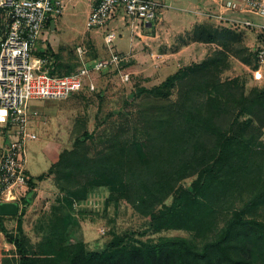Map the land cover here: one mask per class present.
<instances>
[{"label": "trees", "instance_id": "trees-1", "mask_svg": "<svg viewBox=\"0 0 264 264\" xmlns=\"http://www.w3.org/2000/svg\"><path fill=\"white\" fill-rule=\"evenodd\" d=\"M197 36L214 41L203 30ZM47 51L52 57L51 68L47 65L51 74H69L78 68L49 49L38 54ZM222 60L221 54H213L158 85L138 87L134 95L140 98L141 137L109 133L104 145L91 151L88 141L94 133L78 130L71 146L48 169L55 185L65 192L70 210L80 208H74L75 203L88 202L95 188L107 187L149 217L155 230L210 232L201 247L180 236L131 246L115 237L100 252L85 251L82 245L63 251L62 244L57 248L52 244V251L38 263L24 237L21 218L14 234H5L0 220L17 264H264V150L255 147L264 133V87L245 92L237 79H221ZM125 65L123 61L121 68ZM193 176L188 187L179 186ZM173 193V201L166 204ZM221 197L227 199L224 209L229 215L219 225L209 216ZM0 264L10 260L4 258Z\"/></svg>", "mask_w": 264, "mask_h": 264}, {"label": "rangeland", "instance_id": "rangeland-1", "mask_svg": "<svg viewBox=\"0 0 264 264\" xmlns=\"http://www.w3.org/2000/svg\"><path fill=\"white\" fill-rule=\"evenodd\" d=\"M200 1H168L170 7L162 10V17L156 18L151 28L121 15L102 26L90 28L86 25L90 1L66 0L63 13L53 19L54 27L49 25L42 32L38 51L49 49L74 67L80 65L78 46L84 48L86 61L106 56L110 46L127 54L126 65L121 71H130V79L123 81L119 71L106 70L95 75L96 89L93 91L85 89L67 99H31L28 102L31 110L37 111V115L29 116L30 128L37 138L27 142L26 169L32 185L22 197L21 212L9 217L5 234H14L18 218H21L24 237L36 253L38 263L45 260L47 251H52V244L55 248L62 244L63 251L82 245L85 251L100 252L115 237L131 246L140 241L180 236L196 247L210 238L206 230L201 234L182 228L155 230L149 217L116 192L113 195L107 187L94 189L90 200L95 201L96 206L88 200L80 204L78 211L70 210L65 192L59 190L54 176L48 173L59 153L71 146L78 130L94 133V139L88 141L91 151L102 147V140L109 133L141 137L137 131L140 98L134 95L137 88L158 85L168 75L210 55L219 53L222 56L221 79H237L244 85L245 92L264 87V62L257 56L264 43L260 26L218 20L207 1L202 4L207 6L205 9H198ZM228 14L234 16L230 18L249 19L264 25V17L255 13L228 11ZM202 30L211 33L214 41L200 40L197 34ZM108 33L113 36L110 45L105 40ZM46 55L51 61L48 51ZM242 56L249 57L250 61H242ZM51 64L52 61L50 68ZM175 97L176 89L172 93V98ZM255 147L264 150V133ZM39 175L43 178L39 179ZM194 178L183 179L179 186L188 187ZM175 193L165 200L166 204H171ZM224 201L221 197L215 202V213L209 216L219 225L229 215L224 209L227 199ZM261 213L264 219V210ZM0 233V260L8 258L10 264H17L14 246L8 243L4 232L0 230Z\"/></svg>", "mask_w": 264, "mask_h": 264}, {"label": "built area", "instance_id": "built-area-1", "mask_svg": "<svg viewBox=\"0 0 264 264\" xmlns=\"http://www.w3.org/2000/svg\"><path fill=\"white\" fill-rule=\"evenodd\" d=\"M66 0H0V132L7 137L0 156V202H16L30 189V176L26 169L27 142L37 138L30 128L29 116L37 115L29 107L31 99H67L87 89H96L94 77L101 71L117 70L121 79L128 81L130 71H121L127 54L110 46L109 54L93 60L83 59L85 50L77 47L78 68L69 74H51L50 58L38 54L39 39L48 27L47 21L60 16ZM88 27H99L112 18L139 20L150 28L154 20L162 17V10L170 7V0H89ZM219 13L218 20H231L245 26L264 25L249 19L229 18L226 12L255 13L264 17V0H213ZM134 24L131 23V26ZM105 40L110 45L113 36ZM264 62V46L258 51ZM93 206L97 203L89 200ZM88 201V202H89ZM18 205V206H19ZM80 204L75 203L74 208Z\"/></svg>", "mask_w": 264, "mask_h": 264}, {"label": "crops", "instance_id": "crops-1", "mask_svg": "<svg viewBox=\"0 0 264 264\" xmlns=\"http://www.w3.org/2000/svg\"><path fill=\"white\" fill-rule=\"evenodd\" d=\"M204 1L206 2L207 1V3H209V5H212V7H213V10H211L213 13H219V8H218V5L213 1V0H201L200 1V5L198 4V9L200 8V10L201 9H205V7H207V6H205V5H202L203 3H204ZM205 6V7H204ZM211 7V8H212ZM90 10V9H89ZM232 14H228V12H226V16L227 17H234L233 15L231 16ZM54 25H55V23H54ZM151 28V27H150ZM0 136L2 137V140H0V156H1V153H2V150H3V146H4V144H5V142H6V140H7V137H5L4 136V134H2L1 132H0ZM19 205V204H18ZM20 205H21V203H20ZM20 205L18 206V212H17V214H19L21 211H19V208H20ZM1 215V218H0V220H1V222H2V224L4 225V227L6 226V224H7V222L9 221V217L10 216H13V215H15V214H0ZM1 234L2 233H0V239H1ZM0 242H1V240H0Z\"/></svg>", "mask_w": 264, "mask_h": 264}, {"label": "water", "instance_id": "water-1", "mask_svg": "<svg viewBox=\"0 0 264 264\" xmlns=\"http://www.w3.org/2000/svg\"><path fill=\"white\" fill-rule=\"evenodd\" d=\"M51 27H54V21H50ZM18 204L16 202H0V214H17Z\"/></svg>", "mask_w": 264, "mask_h": 264}]
</instances>
